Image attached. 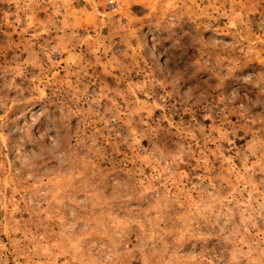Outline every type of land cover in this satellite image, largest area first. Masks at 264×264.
Masks as SVG:
<instances>
[{
	"label": "rangeland",
	"instance_id": "obj_1",
	"mask_svg": "<svg viewBox=\"0 0 264 264\" xmlns=\"http://www.w3.org/2000/svg\"><path fill=\"white\" fill-rule=\"evenodd\" d=\"M0 264H264V0H0Z\"/></svg>",
	"mask_w": 264,
	"mask_h": 264
},
{
	"label": "crops",
	"instance_id": "obj_2",
	"mask_svg": "<svg viewBox=\"0 0 264 264\" xmlns=\"http://www.w3.org/2000/svg\"><path fill=\"white\" fill-rule=\"evenodd\" d=\"M16 1H20V0H16Z\"/></svg>",
	"mask_w": 264,
	"mask_h": 264
}]
</instances>
